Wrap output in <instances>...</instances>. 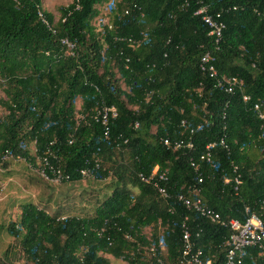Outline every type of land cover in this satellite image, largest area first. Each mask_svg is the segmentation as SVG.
<instances>
[{
	"label": "trees",
	"instance_id": "trees-1",
	"mask_svg": "<svg viewBox=\"0 0 264 264\" xmlns=\"http://www.w3.org/2000/svg\"><path fill=\"white\" fill-rule=\"evenodd\" d=\"M110 1L72 0L55 22L42 0H0V166L9 153L35 172L36 157L47 156L69 175L62 183L88 179L80 171L90 169L111 189L92 210L69 214L24 204L6 232L25 264H111L106 256L178 264L186 219L196 247L224 264L230 230L177 197H200L224 220L244 222L248 207L264 223V123L252 109L258 103L264 111V0H118L103 16L108 25L96 27ZM201 6L225 24L218 51L194 15ZM62 38L75 44L73 56ZM209 49L218 77L239 78L241 91L227 93L200 71ZM112 106L117 116H109L105 136L91 117ZM164 139L192 147L174 149ZM207 153L210 162L201 159ZM155 167L168 199L141 179ZM242 264H264V245L247 248Z\"/></svg>",
	"mask_w": 264,
	"mask_h": 264
},
{
	"label": "built area",
	"instance_id": "built-area-1",
	"mask_svg": "<svg viewBox=\"0 0 264 264\" xmlns=\"http://www.w3.org/2000/svg\"><path fill=\"white\" fill-rule=\"evenodd\" d=\"M201 0H197V3H200ZM235 9V8H234ZM196 16H201L204 24L209 28V36L213 38V48L215 51L219 50V43L222 38L223 31L225 29V24L219 20L220 15L215 17L207 14L206 7L201 6L195 13ZM42 21L46 24L47 21L44 19L42 13H39ZM96 27L107 26L108 22L106 18L99 17L96 19ZM109 27V26H108ZM130 45H136L139 43L138 40L132 38L126 39ZM61 44L66 48V54L73 56L74 50L76 48L75 44L67 38H62ZM215 56L213 51L210 49L202 54L200 57L199 68L202 73L207 75L210 79H214L216 87L223 88L227 93H234L236 90H242L243 83L237 77H218L217 70L213 65ZM243 101L248 103L250 101V96L244 94ZM252 109L255 111L256 116L259 121L264 123V111L261 109L258 103L253 104ZM114 118L117 116V111L115 107H104L102 111L91 117L92 120L96 122H101L105 127L104 135H108V118ZM182 125H185V121H182ZM137 126V124H135ZM163 143L166 146H172L174 149H180L182 147L191 148L192 144L185 143L183 140L175 141L173 144L168 140L164 139ZM213 145H208L207 149H210ZM53 157V156H52ZM12 156L9 153H6L2 157V161L11 159ZM201 159H206L210 162V155L207 153ZM37 167L34 169L40 178L45 182L53 185L61 184L64 181H70L69 175L63 174L61 169L56 168L50 163V160L47 156L36 157ZM191 166L193 168H198L194 161H191ZM31 168V167H30ZM95 168H99V164L95 165ZM236 169V168H235ZM236 172V171H235ZM81 175L84 178H95L90 169H82L80 171ZM142 181L152 184L157 188L159 194L165 198H170L167 191L159 186L160 181L166 180L164 174L158 176V167H155L151 176L141 177ZM228 182L229 180H225ZM203 182V177L199 176L198 183ZM235 189L241 184V179L239 174L234 178ZM193 192L196 196H199L202 189L198 186L192 187ZM178 201L181 202L187 209L195 211L202 218L208 220L212 224L220 225L221 227L228 228L230 230L229 238L227 239L225 246L226 252L224 256V264H242L243 258L247 248L259 247L263 248L264 245V223L257 213L251 211L248 207L245 208V213L247 218L244 222L230 219L224 220L219 213L215 210L208 208L202 201L200 197L194 199L187 198L183 195H178ZM182 252L178 260V264H212V259L210 257L204 256V253L201 248L196 247L195 243L192 241L191 232L186 224V219L182 223ZM164 251L165 249L162 248Z\"/></svg>",
	"mask_w": 264,
	"mask_h": 264
},
{
	"label": "rangeland",
	"instance_id": "rangeland-1",
	"mask_svg": "<svg viewBox=\"0 0 264 264\" xmlns=\"http://www.w3.org/2000/svg\"><path fill=\"white\" fill-rule=\"evenodd\" d=\"M118 0H111L100 7V14L107 17L111 7ZM72 0H42V9L53 15L54 21L60 18V8L71 4ZM97 20L94 21L96 25ZM5 100L0 87V116L5 110L1 101ZM80 101L77 100V106ZM34 146L31 145L33 152ZM110 180L83 179L79 183H61L53 185L45 182L29 167L24 159L8 160L5 166H0V264H25L23 253L17 240L6 232L11 222H16L21 214V206L32 203L39 208H45L52 214L57 208L65 214L77 209L92 210L96 202L102 201L111 193L107 186ZM70 208L73 210L70 212ZM73 211V213H74ZM5 253V255H3ZM111 264H127L106 256Z\"/></svg>",
	"mask_w": 264,
	"mask_h": 264
}]
</instances>
